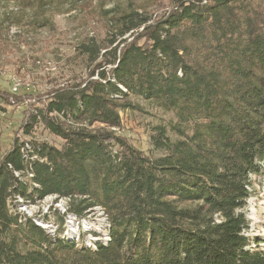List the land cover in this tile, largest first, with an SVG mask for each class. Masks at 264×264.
I'll return each instance as SVG.
<instances>
[{"label": "trees", "instance_id": "obj_1", "mask_svg": "<svg viewBox=\"0 0 264 264\" xmlns=\"http://www.w3.org/2000/svg\"><path fill=\"white\" fill-rule=\"evenodd\" d=\"M168 1L118 11L103 43L74 47L95 63L85 77L22 96L0 155V264H264L244 213L264 161V0ZM129 94L174 117L148 151L119 132ZM40 123L60 147H24ZM52 194L78 215L104 209L109 240L78 246L15 210Z\"/></svg>", "mask_w": 264, "mask_h": 264}, {"label": "rangeland", "instance_id": "obj_2", "mask_svg": "<svg viewBox=\"0 0 264 264\" xmlns=\"http://www.w3.org/2000/svg\"><path fill=\"white\" fill-rule=\"evenodd\" d=\"M42 3L38 0H0V90L11 91L14 80L20 83L16 92L20 96L0 98V107H4L0 109V155L11 144L22 109L30 101L29 97H22L25 93L45 98L55 84L81 79L94 66L95 63L90 62L88 65L74 50L79 42L92 39L96 45L103 43L109 38L108 31L115 32L110 18L120 10L141 6L154 17L170 6L168 0H46ZM16 99H20L19 105L13 103ZM129 99L133 107L120 111L122 129L119 132L137 148L148 151L151 127L165 125L174 117L138 95L129 94ZM18 136L20 140L45 142L56 147L62 143L60 137L50 133L41 123L30 134L19 132ZM153 153L160 155L161 152ZM250 179L253 187L244 209L249 220L245 233L252 239L251 248H256L258 242V248L264 249V161L260 173L252 174ZM34 202L26 206L25 214L30 218L39 217L44 225L42 228L52 237L74 238L78 246L108 241V220L100 206L78 215L68 209L65 197L52 194ZM68 216L73 219L69 221Z\"/></svg>", "mask_w": 264, "mask_h": 264}, {"label": "bare ground", "instance_id": "obj_3", "mask_svg": "<svg viewBox=\"0 0 264 264\" xmlns=\"http://www.w3.org/2000/svg\"><path fill=\"white\" fill-rule=\"evenodd\" d=\"M43 200V199H42ZM15 202H16V206H18V210H19V213L20 212H23V214H21V215H23V216H25V217H29V216H27L25 213H26V210H25V208H26V206L29 204H35L34 202L33 203H31V202H29V201H25L23 198H21V197H17L16 199H15ZM18 212V211H17ZM30 213V212H29ZM30 218V217H29ZM107 220V219H106ZM44 221V220H43ZM35 222V221H34ZM36 223V222H35ZM39 226H41V227H43L44 225L43 224H41L40 222H39ZM67 232V231H66ZM66 237H68V236H66ZM69 238V237H68ZM76 238V237H75ZM109 238V237H108ZM70 239H72V240H74V238H70ZM107 240H109V239H107ZM106 243V242H105ZM87 246H91V247H94V246H92V245H89V244H87Z\"/></svg>", "mask_w": 264, "mask_h": 264}, {"label": "built area", "instance_id": "obj_4", "mask_svg": "<svg viewBox=\"0 0 264 264\" xmlns=\"http://www.w3.org/2000/svg\"><path fill=\"white\" fill-rule=\"evenodd\" d=\"M20 88V83H17L16 82V80H14L13 81V83H12V87H11V92L12 93H16L17 91H18V89ZM12 102H13V100H12ZM14 103V102H13ZM29 141H25V144H24V147L25 148H27V149H29L30 147V145H29V143H28ZM15 174H16V172H15ZM14 201V200H13ZM15 202V201H14ZM14 205H15V210H16V212L18 211L19 212V210H18V206H16V203H14ZM64 212V211H63ZM21 214H23V212H20ZM67 215H69V214H67ZM74 216V215H73ZM69 217V221L71 220V219H73L71 216H68ZM31 219L33 220V221H35L36 222V224L37 225H39V217H31Z\"/></svg>", "mask_w": 264, "mask_h": 264}]
</instances>
